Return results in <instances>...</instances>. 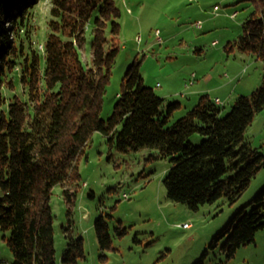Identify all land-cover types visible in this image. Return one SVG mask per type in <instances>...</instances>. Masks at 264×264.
<instances>
[{
	"label": "trees",
	"instance_id": "1",
	"mask_svg": "<svg viewBox=\"0 0 264 264\" xmlns=\"http://www.w3.org/2000/svg\"><path fill=\"white\" fill-rule=\"evenodd\" d=\"M40 1L0 0V105L7 100L8 84L20 83L27 93L25 98L14 95L7 113L0 115V228L10 232L4 238L14 255L11 264H57L50 196L57 184L79 180L77 162L95 131L119 151L152 148L158 151L152 158H170L164 183L173 201L197 210L222 197L229 203L241 197L264 166V154L244 137L264 109V78L251 94L239 95L224 116L207 94L173 120L181 103L165 104V98L145 84L135 60L123 75L112 114L102 118L119 50L120 25L112 21L108 37V20L118 9L112 0H50V32L40 49L33 45L29 27ZM262 5L243 23L236 45L264 61ZM91 25L93 61L87 67L79 51ZM196 133L203 136L200 144L190 139ZM64 195L74 202L69 188ZM250 203L252 209L233 215L210 248L222 242L227 258H232L240 246L255 240L264 227V187ZM95 222L104 252L111 247L109 227L103 217ZM126 232L122 228L117 234ZM83 248V237H70L60 263L79 264ZM208 253L205 250L193 264H206Z\"/></svg>",
	"mask_w": 264,
	"mask_h": 264
},
{
	"label": "rangeland",
	"instance_id": "2",
	"mask_svg": "<svg viewBox=\"0 0 264 264\" xmlns=\"http://www.w3.org/2000/svg\"><path fill=\"white\" fill-rule=\"evenodd\" d=\"M112 1L118 14L109 18L107 35L111 36L112 21H117L119 50L105 89L102 118L112 114L123 75L135 60L140 62L145 84L164 97L165 104L175 100L181 103L173 120L192 109L201 96L208 94L215 99L217 93L223 96L219 105L224 116L239 95L251 94L263 81L264 61L236 45L243 23L256 10V0ZM214 5H219V10L214 11ZM50 8V0H42L30 15L33 45L40 49L50 32ZM68 18L73 19L71 15ZM85 38L79 52L83 64L90 67L92 25ZM218 80L227 88L210 91ZM4 94L7 100L0 105V115L7 113L14 95L27 96L20 83L8 84ZM244 137L264 154V109L256 114ZM190 139L200 144L203 136L196 133ZM157 153L152 148L119 151L109 145L101 131L92 134L77 162L79 180L57 184L50 196L56 263L62 264L70 237L81 236L85 256L79 264H193L205 250H209L206 264H264V227L232 258H227L222 242L215 248L209 246L233 215L242 208L252 209L250 201L264 187V166L236 201L229 203L222 197L193 210L168 197L164 179L172 162L167 157L152 158ZM64 188L74 193L73 203L64 197ZM100 217L111 235V247L104 252L95 227ZM122 228L127 232L117 234ZM9 234L0 228V264L14 261L4 238Z\"/></svg>",
	"mask_w": 264,
	"mask_h": 264
},
{
	"label": "crops",
	"instance_id": "3",
	"mask_svg": "<svg viewBox=\"0 0 264 264\" xmlns=\"http://www.w3.org/2000/svg\"><path fill=\"white\" fill-rule=\"evenodd\" d=\"M262 4H264V0H256V4H254L255 6H256V10L257 9H261L262 7H263V5ZM215 11V10H214ZM223 16H226V15H223ZM202 26V25H201ZM200 26V27H201ZM215 85H217L216 87H214V88H212V89H210V91H214L215 90V88L217 89V88H221V87H225L226 86V88H227V85H223L219 80H218V82H216V84ZM196 93V92H195ZM199 93H200V91H199ZM230 95V94H229ZM225 96H227L228 97V95H225ZM223 96L221 95V94H216V96H215V99H220V101L222 102V98Z\"/></svg>",
	"mask_w": 264,
	"mask_h": 264
},
{
	"label": "built area",
	"instance_id": "4",
	"mask_svg": "<svg viewBox=\"0 0 264 264\" xmlns=\"http://www.w3.org/2000/svg\"><path fill=\"white\" fill-rule=\"evenodd\" d=\"M213 7H214V10H215V11L219 10V5H214ZM233 15H234V14H233ZM201 24H202V22L198 20L197 25H198V26H201ZM190 82H192V81H190ZM215 101H216V103L221 104L220 99H216ZM184 226L186 227V226H188V224L185 223Z\"/></svg>",
	"mask_w": 264,
	"mask_h": 264
}]
</instances>
